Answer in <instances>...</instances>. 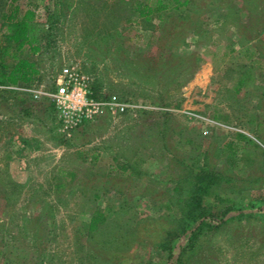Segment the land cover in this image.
<instances>
[{"label":"rangeland","instance_id":"374dc122","mask_svg":"<svg viewBox=\"0 0 264 264\" xmlns=\"http://www.w3.org/2000/svg\"><path fill=\"white\" fill-rule=\"evenodd\" d=\"M28 1L48 39L25 52L34 82L0 85V264H264V0H190L162 11L164 22L135 8L157 0H20L23 11ZM160 36L166 59L192 55L177 71L160 69ZM66 65L103 94L147 104V117L139 105L136 116L106 112L64 134L49 93ZM118 153L141 157V175L123 173ZM200 153L224 174L213 212L245 214L232 211L188 246L178 198L196 178L177 157ZM98 211L106 221L90 232Z\"/></svg>","mask_w":264,"mask_h":264},{"label":"trees","instance_id":"16d2710c","mask_svg":"<svg viewBox=\"0 0 264 264\" xmlns=\"http://www.w3.org/2000/svg\"><path fill=\"white\" fill-rule=\"evenodd\" d=\"M171 2H165L164 0H157L155 5H151L149 2H137L135 7L139 11V16L145 21H151L154 17V14L158 13L159 19H162L164 22V16L162 11L167 9H176L180 8L183 5H188L190 0H171ZM28 8L23 11V7L20 4V0H9L6 10L2 14V23L0 26V85H18V84H29L34 82L38 77L39 68L35 61L29 59L25 56L26 50H29L32 54H37L43 51L44 40L48 39L47 29H43L42 33H37V28L35 26L37 20L36 9L39 7L38 4L31 1L27 2ZM35 22V23H34ZM160 36L158 39V44L161 49L159 66L160 69L165 71L174 72L177 71L181 66L180 62L188 60L192 55L185 56L184 59L177 58L179 62L176 63V60L171 58H165L164 47H161V40L166 41V36ZM10 58L15 63H8L7 59ZM148 58V57H146ZM149 60V58H148ZM144 63V62H143ZM195 64H189L188 67L191 69ZM242 83H245V80L242 78L238 82L240 87ZM94 92L97 96H102L103 93L98 86L93 85ZM236 90H239L237 88ZM54 107V105H53ZM148 113V112H147ZM164 115V113H163ZM168 118V115L165 114ZM170 120L166 119L163 121L162 126L169 127ZM161 125V123L159 124ZM159 134L165 135L168 132L160 128ZM238 137H244V134L238 133ZM63 140V139H62ZM189 140V139H188ZM190 141V140H189ZM234 145V143H231ZM230 145V144H229ZM169 152H173V148L169 145ZM203 154V153H202ZM117 158V157H116ZM193 158L195 162L189 163L187 159L177 157L178 164L182 165L184 169H189L192 174H195V178L191 185L193 189L184 194L183 192L178 198L179 206L182 209V215L185 224L183 233L187 236L188 246L189 242H194L198 237L205 233L208 229L214 230L222 227L230 219H227L229 213L232 211L239 212L240 214H245L244 211H241L240 208H233L232 205L227 206L224 209V214L222 216L215 214L211 209L208 198L210 196L216 197L218 201H224L215 185L224 178L223 172L216 171L213 164L211 163H202L203 158L200 154H196ZM202 158V160H200ZM141 165L140 162H136L132 166L133 173L141 175ZM131 168V167H130ZM120 169L126 171L129 169L128 163L120 164ZM64 174L73 175L72 172H64ZM183 182L180 181L179 186L176 187L178 190L183 191ZM65 182L63 180L59 181L56 184V187H64ZM180 191V192H181ZM106 216L104 212L98 211L92 215V218L88 224L90 232L98 230V228L105 223ZM196 224L195 228L190 229L191 225ZM182 246V252L179 259L185 255L186 248Z\"/></svg>","mask_w":264,"mask_h":264},{"label":"built area","instance_id":"2783aa9c","mask_svg":"<svg viewBox=\"0 0 264 264\" xmlns=\"http://www.w3.org/2000/svg\"><path fill=\"white\" fill-rule=\"evenodd\" d=\"M38 97L41 93L33 91ZM60 131L71 135L104 113L112 115L135 111L139 105L117 94L97 96L93 80L78 65H66L55 77V89L49 93Z\"/></svg>","mask_w":264,"mask_h":264},{"label":"crops","instance_id":"0c3cea01","mask_svg":"<svg viewBox=\"0 0 264 264\" xmlns=\"http://www.w3.org/2000/svg\"><path fill=\"white\" fill-rule=\"evenodd\" d=\"M140 105V109L139 111H142L140 112L141 114L145 115L147 117V108L149 107L147 104H144V103H139ZM138 110H135V111H130L131 114L129 115H132L133 116H136L137 115V112ZM194 116H196L195 114L192 113V116H188L189 118H193ZM206 120L212 125V126H215V125H221V126H224L226 127L227 124L225 123H222L218 118L216 119V117H206ZM209 131V130H207ZM206 131V132H207ZM213 131V130H212ZM237 137H238V133H237ZM117 157V158H116ZM114 161L116 160V163L118 164L117 167L120 169V164L122 165V163H128L129 165V169L124 171L122 169H120L123 173H133V170H132V166L137 162H140V165L142 166V163H143V160L141 159V157H136V159H132L131 157H127L124 153H118L117 155H115L114 157ZM126 160H125V159ZM133 160V161H131ZM131 167V168H130ZM141 171H142V168L140 167Z\"/></svg>","mask_w":264,"mask_h":264}]
</instances>
